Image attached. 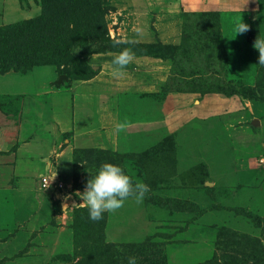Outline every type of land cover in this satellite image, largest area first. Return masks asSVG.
<instances>
[{"label":"rangeland","instance_id":"374dc122","mask_svg":"<svg viewBox=\"0 0 264 264\" xmlns=\"http://www.w3.org/2000/svg\"><path fill=\"white\" fill-rule=\"evenodd\" d=\"M34 2L41 10L42 0ZM77 4L88 10L87 32L74 23L82 11L67 14ZM239 20L248 28L235 33ZM256 38H264V0H47L39 15L10 24L0 7V75L45 77L39 86L31 77L15 81L21 89L13 92L12 79L0 76V210L24 190L16 189L22 178L25 200L37 207L10 205L3 215L28 223L0 227V264H89L99 250L96 225L86 214L77 229L74 210L86 208L80 193L105 161L149 191L103 214L111 248L99 262L127 264L135 255L138 264H264ZM123 48L134 55L115 76L110 62ZM34 86L38 92L23 88ZM46 157L53 165L61 158V187L42 172ZM15 162L28 163L30 174L12 171ZM21 230L25 245L3 254L20 247L8 240Z\"/></svg>","mask_w":264,"mask_h":264},{"label":"clouds","instance_id":"9594fccd","mask_svg":"<svg viewBox=\"0 0 264 264\" xmlns=\"http://www.w3.org/2000/svg\"><path fill=\"white\" fill-rule=\"evenodd\" d=\"M247 28L248 25L239 20L235 26V33L244 32ZM254 47L259 49V62L264 63V38H256ZM133 55L130 48L121 49L110 62L113 66V75L123 76V70L130 63ZM148 191L147 183L142 180L133 182L130 175L119 164L105 161L98 166L95 174H90L80 196L85 201L89 219L98 221L103 218L106 211L121 208L129 197H134L137 203L142 202ZM126 261L127 264H138V258L135 255H128Z\"/></svg>","mask_w":264,"mask_h":264},{"label":"crops","instance_id":"0c3cea01","mask_svg":"<svg viewBox=\"0 0 264 264\" xmlns=\"http://www.w3.org/2000/svg\"><path fill=\"white\" fill-rule=\"evenodd\" d=\"M20 3H21L20 0H0L2 21H4L5 24H10V23H13V22H17L19 20L29 19V18H32L33 16L39 15V13H40L41 10L39 9V7L37 8V5L35 4L34 1L30 0L29 3H27L29 5L26 4L25 7H23ZM33 8H34L33 13H30V10L33 9ZM26 11H29V12H26ZM0 76H7V77H9V78L12 79L11 80L12 86H10V87H13V88H11V91H13V92H15L16 90L21 89L20 88L21 86H18V84H20L22 80L27 79L26 77H31L30 79L33 80L34 82H36V85L35 86H39V84L42 83L41 81H43L45 79L44 76H41V77L38 78V76H35L34 73H30V75L19 76L18 74H16L13 71L12 72H8L6 74H2ZM15 81L18 82L17 85L14 84ZM34 87L33 88H25V87H23V88L24 89H27V90L28 89H32L34 91V93L35 92H38L39 89H40V87L39 88L38 87H35L34 88ZM0 88H4V87L2 86ZM8 89H10V88L8 87ZM6 90H7V88H6ZM32 90H30V91H32ZM38 141L39 142H42V146L45 145V147L43 146V148L45 150H46V148L49 147V145L47 144V141L46 140L45 141L44 140L41 141V138H39ZM33 142L35 143L36 141L33 139ZM40 148H41V146H40ZM49 148L51 149V146ZM40 153H41V155H43L44 154V150L43 151H40ZM58 155H60V154H58ZM27 160L30 161L29 158ZM60 161H61V158H60V160L57 158L55 160V164L56 165H53L52 162H51V160H50V157H46V158H44V160L42 162V166L44 167L43 170H42V172L45 171L46 173L47 172L48 173H51L54 177H56L55 182H53V186L54 187H56V186L57 187H61V186H58L57 185V184L61 185L60 183H58V180H57V178H60L59 175H61V172H62V165L60 164ZM60 165H61V167H60ZM27 166H28V163H26V162H22V163L15 162V163H12V164L11 163L8 164V167L10 169H12V171L21 168L22 169L21 171H23V174H26V172H27V174H30V169ZM57 167H59V168H57ZM16 187H17L16 189H19V190L20 189L21 190L24 189V190L20 194H19V192H17V195H16V193H12L13 196L12 195H7V197L9 198V200H8V203L5 202V205H6V210L5 211L6 212L0 210V227H10V225H12V227H16L18 225V223H20V222H22V224L24 223V225H23L24 228H22V226H21L22 224H21L17 228V230H19V229H25V223H28V222H27V220H25L23 218H20L18 220L19 222L17 223V221L15 220V215L11 214L12 221H10V224H8L7 219L4 218L3 215H5L7 217V214L10 211L9 210L10 205L11 206H14L15 205L17 207H19V206H26L28 208H30V207L31 208H37V207H36V203L35 202H30L29 200H25V198L29 199V197H30V195H29L30 192L28 191V190H30V187H29V183L24 178H22V180H19V181L17 180L16 181ZM16 189L12 190V192H14ZM25 190L29 194L25 193ZM16 199H18L17 200L18 202H16ZM37 204L41 208L44 206V205L42 206L41 202H39V203L37 202ZM12 212H14V211L11 210V213ZM16 217L18 218V216H16ZM17 232L15 233L14 236H12L10 238L11 240H8V242L10 243L12 241H16V240L21 241L22 240V242L20 243L21 244L20 247H18V248L8 247V249L5 248V250L2 251L3 254H9V255L10 254H13V253L17 252L18 250H20L25 245V241H27V238L28 237L26 238L25 236H23V233L24 232L22 230H21L22 235H18ZM20 236H22V237H20Z\"/></svg>","mask_w":264,"mask_h":264},{"label":"trees","instance_id":"16d2710c","mask_svg":"<svg viewBox=\"0 0 264 264\" xmlns=\"http://www.w3.org/2000/svg\"><path fill=\"white\" fill-rule=\"evenodd\" d=\"M46 2H47V0H42V3L43 4H41V11L44 9V7L46 5ZM78 10L79 11H82L84 14L81 15L82 17L79 20H76L74 18L75 19L74 23H76V24H84V27L81 28V30L82 31L83 30H86V32H87V31L90 30L89 29V26H88L89 25V22H88L89 19H88V17H86V14L88 13V10H86V12H85L84 11L85 10V7L84 6H82V9L81 10H80V7L78 6V4L75 5V7H69L67 9V14H74ZM44 33L46 34V32H44ZM46 36H48V35L46 34ZM29 53H28V57L30 58V57H32V55H29ZM42 55H45V54H43V52H42L41 56ZM22 59H23V64L24 65H28V63L26 62V59H28L27 58V55L22 56ZM41 59H43V58L41 57ZM11 65H13L12 67H17L18 66V64L14 63V64H10L9 65L10 68H11ZM5 71H7V70L6 69L1 70V72H5ZM74 211H75V213H74V224L73 225L75 227H77V229H78V226L82 229V226L84 225L83 224L84 223L83 221H85L84 215H86V214L88 215L87 208H77ZM104 223H105V219H103V218L101 220L94 221V224L96 225V227H94L95 228L96 239H97V241H96V248L99 249V250L96 251V252H94V253H91L92 255L90 256L91 259L89 260V262H90L89 264H106L105 262H99L98 261L99 259L97 258L98 256H100V253L102 254V252L104 250H109V247L111 248V245H109L108 243L104 242V239H103L102 228L104 226ZM93 231H94V229H93ZM79 243L84 244V249L89 244V242H83L82 240ZM80 264H85V263H80Z\"/></svg>","mask_w":264,"mask_h":264},{"label":"built area","instance_id":"2783aa9c","mask_svg":"<svg viewBox=\"0 0 264 264\" xmlns=\"http://www.w3.org/2000/svg\"><path fill=\"white\" fill-rule=\"evenodd\" d=\"M46 181H47V178H43V179H42L43 184H46V183H47ZM57 185H59V184H57ZM59 186H60V185H59Z\"/></svg>","mask_w":264,"mask_h":264}]
</instances>
